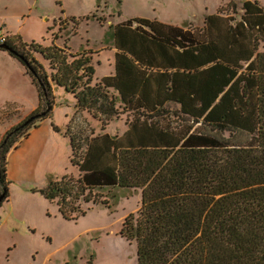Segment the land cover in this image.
<instances>
[{"label":"trees","instance_id":"16d2710c","mask_svg":"<svg viewBox=\"0 0 264 264\" xmlns=\"http://www.w3.org/2000/svg\"><path fill=\"white\" fill-rule=\"evenodd\" d=\"M232 4L207 15L203 30L117 23L115 74L96 83L83 52L9 37L12 51L0 50L22 64L40 104L0 140V206L9 198L7 155L52 117L53 83L102 122L132 113L118 136L65 132L79 176L33 188L65 219L85 214L81 202L106 203L102 188L139 189L140 206L121 229L136 243L137 264H264V9L245 0L236 21L222 14ZM168 102L188 119H170Z\"/></svg>","mask_w":264,"mask_h":264},{"label":"rangeland","instance_id":"374dc122","mask_svg":"<svg viewBox=\"0 0 264 264\" xmlns=\"http://www.w3.org/2000/svg\"><path fill=\"white\" fill-rule=\"evenodd\" d=\"M100 1V6L97 7L96 0H0V18L7 13L9 25L13 29L19 27L20 33L28 38L22 39L23 41L30 42L29 39H34L42 45H48L52 35L49 36L47 27L53 25V19L61 15V4L67 14H74L77 17L90 14L89 17L93 19L88 21V24L84 20L82 28L78 29H76L78 26H72L73 23L69 21L70 16L63 15L61 23L56 21V30L53 33L58 31L57 36H61L63 42L66 41L68 49H73V52L79 49L80 45H82L80 50L89 52L98 49L97 46H104L107 50L101 53L100 58L103 63L97 66V72L103 73L104 69L110 67L108 58L111 57L112 62L114 55L109 49L111 43L108 38L112 23L132 17L151 19L158 17L172 19L183 27L199 26L203 21L200 24L193 23L191 26L188 21L214 14L219 7L227 6L229 2V0ZM230 1L233 4L225 8L222 14L229 15L237 21L243 14L241 5L244 0ZM256 1L264 6V0ZM25 9H29V13L20 24L17 16L20 10ZM100 18H105V21H101ZM76 33L82 36H76ZM61 38L57 39L60 43H62ZM261 46L264 47V42ZM2 54L0 52L1 56ZM96 55H93L94 61L98 59ZM35 56L45 63V68L50 71L48 63L39 54L35 53ZM1 69L7 70L2 61H0ZM8 71L10 74L0 82L7 81L10 87L20 88L22 80L19 69L8 68ZM2 90L0 88V93L4 94ZM57 90H59L58 94H54L56 106L53 107V118L61 124L68 122L66 115H72V120L66 127L68 132L77 133L82 130L83 135H89L91 129L94 134L104 131L112 135L119 134L132 117V113L122 111L111 120L102 122L87 111L75 110L71 114L67 107L75 101L73 94H68L64 89ZM64 96L67 99L63 98ZM168 110L171 114L170 119L185 118V121L188 119L180 115L176 105H168ZM25 112L26 108L21 111L14 110L11 106L0 108V133L5 126L17 122ZM47 127L52 130L51 126ZM46 143L48 146L44 150V156L35 162L36 170L33 168V174L29 172L20 182H12L8 185L9 202H11L7 205V209L3 207L5 210L3 217L10 212L12 206L15 207L9 220L0 227V264H86L88 261L92 264H137L136 243L122 235L121 229L124 218L137 211L140 206V190L122 187L102 188L100 198L106 199V203L81 202V210L85 214L81 213L74 219L67 220L58 212L55 203L48 205L39 195L34 196L30 193L31 186L44 184V177H47L49 170L55 171L58 177L70 172L74 177L79 176L78 169L73 167L69 160L71 153L69 139L63 135L50 136ZM24 186H26V197L21 193ZM22 207L25 210L26 226L22 220L23 216L19 215L23 210ZM47 208L50 210L52 208L50 216L46 214Z\"/></svg>","mask_w":264,"mask_h":264},{"label":"crops","instance_id":"0c3cea01","mask_svg":"<svg viewBox=\"0 0 264 264\" xmlns=\"http://www.w3.org/2000/svg\"><path fill=\"white\" fill-rule=\"evenodd\" d=\"M249 1H253V0H249ZM254 1L257 2L261 6V3L259 1H256V0H254ZM100 3H101L100 0H96V6L97 7L100 6ZM9 4H11V3H9ZM60 7L62 8L61 9V15H59L58 18H54L53 19V25H49L47 27L49 29V36L52 35V39H51L49 44H55V45L60 46V47H65L69 52L72 51V53H82L83 52L84 55L89 56V58H91L92 65H93V68L95 70V73L93 75V80H92L93 83H96L98 80H100L103 77L114 75L115 74V53L117 52V49L113 45L112 27L114 25H116L117 23H119V22H122V21L127 20V19H131V18H126V19H123V20H119V21L111 24L110 32L108 33V38H109V42L111 43V46L109 47V49H111L113 51V53H114L113 60L111 62V57L108 58V60L110 61V63H109L110 67L108 69H106V70L104 69L103 73H98L97 72V66L101 65L103 63L100 60L101 53L104 50H107V49H105L104 46H97L98 49H96L95 51L89 52L88 50H84V49L80 50V48L82 46V45H80V48L76 49V51L73 52V49H68L69 47H68L66 41L63 42L64 39L61 38V36H59V37L57 36L58 31H56L57 33H53V31L56 30V28H55L56 27V25H55L56 21H59V23H61L62 20H63L62 19L63 15L70 16L69 21H71L73 23L72 26L73 27L78 26L76 29H78L80 27L82 28V22L84 20H86V22L88 24V21L92 20L93 17L89 18L90 14H87V15H84V16H79V17H77V15H74V14H67V13H65V9L62 7V4H61ZM223 7H225V6H223ZM261 7L264 9L263 5ZM219 8H221V7H219ZM219 8H218V10H219ZM218 10L216 11V13L218 12ZM27 13H29V9H25V10H20L19 11L17 19H18L20 24L23 23V20H24L25 16H27ZM216 13H214V14H216ZM91 15H93V13ZM206 16L207 15H203L201 17H196V19H194L195 21H192L193 19L189 20L188 22H189L190 26L193 25V23L200 24L203 21L201 23V25L193 26V27L192 26L191 27H183L182 25H180V23H178V22H176V21H174L172 19H162V18H158V17L152 18V19L151 18H145V19L154 20V21L160 22V23H162L164 25L180 27V28L185 29V30L186 29L194 30L196 28L203 30L204 25H205ZM8 18H9V15L7 13H4L3 15H1V18H0V25L2 26L3 31L6 34H8V37H11V36H14V35H20L22 39H28V38L24 37L20 33L19 27L17 29H13L9 25V22H8L9 19ZM71 18H73V19H71ZM132 18H144V17H132ZM103 21H105V18H103ZM109 23H111V21H109ZM145 28L149 29L148 27H145ZM60 33H62V32H60ZM77 35L82 36V34H80V33H76V36ZM66 37H68V36H66ZM58 38H61L62 43H60L59 40H57ZM47 39H48V37H47ZM29 40L38 42V41H36L34 39H29ZM83 42L84 41L82 40V43ZM260 46H261V44H260ZM260 46H259V50L264 51V47L263 46L260 47ZM86 51H87V53H86ZM0 52L3 53L2 56L0 55V61H2L5 64V67H7V70H5V69H1L0 70V80L4 79L6 76H8L10 74V71H8V68H18L19 71H20V78L22 80V86H20V88L19 87H15V86H11L10 87L7 81L0 82V88L3 89L2 91L4 93V94L0 93V108L4 109L5 106L6 107L11 106L14 110H17V111H19V110L21 111V109H25L26 108V112L23 114L22 117H20L17 120V122H13L9 126H5V128L3 127L4 129L0 133V140H1V138L4 136V134L11 127L17 125L26 116L31 114L32 111H34L35 109L38 108V106L40 104V97H39V93H38L36 85L33 83V81L30 78V76L27 73H25V69L22 66V64L20 62H18L16 59H14L12 56H10V54L7 51L0 50ZM94 54H97L96 56H98V59L96 61H94V56H93ZM129 64L132 65L131 69H132V71H134V73H140L143 70V68L139 67L136 63L134 64V62L133 63H129ZM52 87H53L54 94H58L59 90H57V89H64V88L59 87V86H57V85H55L53 83H52ZM60 96H62V95H60ZM63 98L67 99V97H65V96ZM75 103H76V101H74V103L72 105H68V107H67L68 108L67 110H69L71 112V114H73L75 112V110H76ZM167 105H177L178 106V104H176L174 102H168ZM55 106H56V102H55L54 108H55ZM66 117L68 118L67 119L68 122L67 123L66 122H62L61 124H59V123H57L54 120L53 111H52V117H47V118L43 119L39 123L38 127H35V128H33L30 131V133H29V135L27 137L21 138L16 143L15 147L7 155V179L9 181V184H11L12 182L13 183L20 182L21 180H23V178H26V175H28L29 172L33 174V168H35V170H36L35 162L39 158H43V156H44V150L48 146L47 143H46L48 137H50V136L54 137V136L63 135L64 137H67L69 139V141H70L69 136L65 135V132L68 131V128L66 129V127L70 124V122L72 120V115L69 114V115H66ZM127 122H126L125 129H123L121 133L113 134V135H117L118 136V135L123 134L126 131V129L128 128ZM53 124L59 128V131H56L54 129ZM47 126H51L52 130L50 128H48ZM104 132L109 133L108 131H104ZM104 132H100V133H104ZM109 134L112 135L111 133H109ZM70 156H71V153H70ZM69 160H70V157H69ZM70 163H71V161H70ZM71 165H72V163H71ZM72 166L75 167L76 169H78L76 166H74V165H72ZM47 172H48V175H47V177H44V180H45L44 184H41L39 186H31L32 188H30V191H31L30 193L33 194L34 196L39 195V197H41L40 199L42 201L47 202L48 205H53L55 202H50L40 192L34 191L33 188L41 189L48 183L49 180H51V179H61L65 175H71V172L70 173H65L61 177H58L55 174L56 172L53 171V170H49ZM78 172H79V170H78ZM21 193L23 194V197H26V186H24L23 189H21ZM9 200H10V194H9L8 200L5 201L0 206V227L2 225H4L9 220V216L11 215V213H12L14 207H15V206H12V208L10 209V212L9 213L7 212V214L3 217L2 214H3V211H5V210H3V207H6L5 209H7V205H9L10 202H11V201L9 202ZM56 206H57V210L59 212L58 205L56 204ZM22 208H23V210L19 212V215L23 216L22 220H23V223L26 226L25 210H24V207H22ZM51 210H52V208H51ZM51 210L49 208H47V210H46L47 213L46 214L48 216H50Z\"/></svg>","mask_w":264,"mask_h":264},{"label":"built area","instance_id":"2783aa9c","mask_svg":"<svg viewBox=\"0 0 264 264\" xmlns=\"http://www.w3.org/2000/svg\"><path fill=\"white\" fill-rule=\"evenodd\" d=\"M8 38V34L3 31L2 26L0 25V44H4Z\"/></svg>","mask_w":264,"mask_h":264},{"label":"water","instance_id":"95a60500","mask_svg":"<svg viewBox=\"0 0 264 264\" xmlns=\"http://www.w3.org/2000/svg\"><path fill=\"white\" fill-rule=\"evenodd\" d=\"M0 48L1 49H5V50L12 51V49L10 47H8V45H5V44H0Z\"/></svg>","mask_w":264,"mask_h":264}]
</instances>
